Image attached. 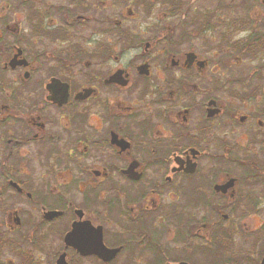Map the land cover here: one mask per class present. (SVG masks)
<instances>
[{"label":"flooded vegetation","instance_id":"1","mask_svg":"<svg viewBox=\"0 0 264 264\" xmlns=\"http://www.w3.org/2000/svg\"><path fill=\"white\" fill-rule=\"evenodd\" d=\"M156 1L0 0V194L35 213L3 225L46 264L264 259V12L196 17L219 60Z\"/></svg>","mask_w":264,"mask_h":264},{"label":"rangeland","instance_id":"2","mask_svg":"<svg viewBox=\"0 0 264 264\" xmlns=\"http://www.w3.org/2000/svg\"><path fill=\"white\" fill-rule=\"evenodd\" d=\"M252 0H179V3L176 6H181V9L179 12L175 14V17H172L168 20H166V24L171 27L173 26V33L171 35V39H177L179 35H181V32L184 31L185 33H188L187 38L190 40L189 45H191L193 42L195 44L197 43L200 49L201 55L206 54V52H209L211 54H216V58L219 60H222V53L225 50L226 46L219 43V36L218 32L221 30L219 28L218 23H224V21H231V22H239L241 21V16L245 15V12L250 11L251 8H248L249 6H254L258 10L259 13L264 12V0H255L254 4L251 5ZM160 0H157L154 5H161ZM165 4V3H164ZM166 5V4H165ZM167 5L169 7L170 3L167 1ZM263 6V7H260ZM229 7V11H227V8ZM188 8V9H187ZM248 8V9H247ZM187 9V10H186ZM158 10H160L158 8ZM183 10H186L183 11ZM161 11L163 12L164 9L162 8ZM231 11V12H230ZM162 12L159 14L161 16ZM185 12L182 16V13ZM164 13V12H163ZM206 14H210L213 16L210 20L206 21V24L208 23H216L217 29H213L211 33L204 34L201 31V35L197 32H194L195 29H200L201 24L198 25L199 22L196 24L193 23L194 20L199 19L202 22L204 20L203 16ZM202 28V27H201ZM237 30L236 32H238ZM237 35V33H235ZM196 39V41L194 40ZM174 41V40H173ZM212 42V43H211ZM196 44V45H197ZM220 69L225 70L227 67L226 65L221 64ZM246 67L248 69H251L253 66H251V63H249L246 59H243L242 63H235L230 67V69H236V70H246ZM229 69V68H227ZM247 69V70H248ZM32 205L27 204H21L16 199L12 197V195L8 192H3L0 194V232H5L4 227V219L5 214L9 211H13L15 209H20L21 212L25 215L27 218H31L35 215V213L32 211ZM26 213V214H25ZM23 215V216H24ZM26 219V218H25ZM24 233L26 231V228L21 229ZM22 232L17 231H11V232H5L4 236L2 237L1 247H0V263L6 264L8 260L12 261L14 264H21L22 260L18 256L19 254H25L26 258L29 256H32L34 260H38L40 257L44 259V264L49 262L52 259V253L50 254L49 248L51 246L49 245V242L47 239H42V241L35 239L36 245L38 246V250L34 249L33 245L29 244L26 239L25 241H22ZM0 233V235H1ZM22 241V242H21ZM21 242V249L18 251V248L16 247V244L18 245ZM28 253L30 255H28ZM29 259V258H27ZM21 262V263H20Z\"/></svg>","mask_w":264,"mask_h":264},{"label":"trees","instance_id":"3","mask_svg":"<svg viewBox=\"0 0 264 264\" xmlns=\"http://www.w3.org/2000/svg\"><path fill=\"white\" fill-rule=\"evenodd\" d=\"M170 3V6L176 7V5L179 3V0H167ZM2 237H0V247H1V242H2ZM2 264V263H0Z\"/></svg>","mask_w":264,"mask_h":264},{"label":"water","instance_id":"4","mask_svg":"<svg viewBox=\"0 0 264 264\" xmlns=\"http://www.w3.org/2000/svg\"><path fill=\"white\" fill-rule=\"evenodd\" d=\"M261 264H264V259L262 260V263Z\"/></svg>","mask_w":264,"mask_h":264}]
</instances>
